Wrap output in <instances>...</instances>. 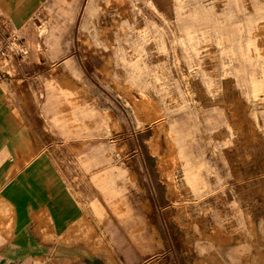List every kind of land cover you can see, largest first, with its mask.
<instances>
[{"label": "rangeland", "instance_id": "obj_1", "mask_svg": "<svg viewBox=\"0 0 264 264\" xmlns=\"http://www.w3.org/2000/svg\"><path fill=\"white\" fill-rule=\"evenodd\" d=\"M75 19L48 4L0 58L25 65L9 97L92 226L76 240L103 264H264V0H85Z\"/></svg>", "mask_w": 264, "mask_h": 264}, {"label": "crops", "instance_id": "obj_2", "mask_svg": "<svg viewBox=\"0 0 264 264\" xmlns=\"http://www.w3.org/2000/svg\"><path fill=\"white\" fill-rule=\"evenodd\" d=\"M56 1L70 3L76 22L85 0H0V55L11 59L16 42L24 46L31 22ZM48 42L56 45L53 37ZM24 66L0 58V264H103L85 241L76 240V226L89 232L92 226L51 150L42 147L40 129L29 114H16L9 97L16 78L24 80ZM110 174L99 173L94 182L116 199ZM91 209L101 214L98 203Z\"/></svg>", "mask_w": 264, "mask_h": 264}, {"label": "bare ground", "instance_id": "obj_3", "mask_svg": "<svg viewBox=\"0 0 264 264\" xmlns=\"http://www.w3.org/2000/svg\"><path fill=\"white\" fill-rule=\"evenodd\" d=\"M83 223H84V222H83ZM86 223H87V222H86ZM84 224H85V223H84ZM84 224H83V225L81 224V225H82V226H85ZM86 226H87V225H86ZM87 227H88V226H87ZM87 227H86V228H87ZM82 228H85V227H82Z\"/></svg>", "mask_w": 264, "mask_h": 264}]
</instances>
